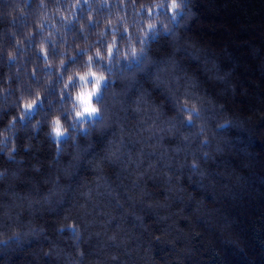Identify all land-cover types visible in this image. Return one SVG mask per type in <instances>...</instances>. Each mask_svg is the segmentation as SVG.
<instances>
[{"label":"clouds","instance_id":"obj_1","mask_svg":"<svg viewBox=\"0 0 264 264\" xmlns=\"http://www.w3.org/2000/svg\"><path fill=\"white\" fill-rule=\"evenodd\" d=\"M0 264H264V0H0Z\"/></svg>","mask_w":264,"mask_h":264}]
</instances>
